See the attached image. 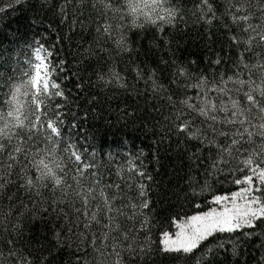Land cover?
I'll use <instances>...</instances> for the list:
<instances>
[{
	"label": "trees",
	"instance_id": "16d2710c",
	"mask_svg": "<svg viewBox=\"0 0 264 264\" xmlns=\"http://www.w3.org/2000/svg\"><path fill=\"white\" fill-rule=\"evenodd\" d=\"M130 2L111 0L106 7L107 0H0V127L6 113L13 112L7 117L9 128L29 153L27 159L17 155L11 182L0 194V264H15L23 256L31 264H264V219L255 221V227L217 232L192 253L166 252L162 246L164 233L177 231L174 221L218 209L212 203L215 196L243 187L234 180L247 169H238L251 151L264 145V137L254 135L248 142L245 135L243 146H235L239 153L233 148L232 155H219L217 146L206 147L179 130L184 119H193L202 132L207 127L201 123L204 117L183 101L200 105L205 94L192 85L203 78L211 88L210 82L219 84L223 78L233 91L207 95L217 104L234 99L246 105L232 81L260 83L259 72L253 68L250 76L244 65L264 60V50L245 52L244 43L233 41L247 34L245 24L233 22L227 11L229 0H208L212 12L201 0H164V9L175 11L170 22L156 19V13L166 15L162 9L150 13L144 7L151 0H134L135 13ZM252 11L250 22L261 23L259 11ZM39 47L53 69L49 83L58 84L62 96L48 99L30 86ZM34 100L41 106V124L61 113V136L55 143L45 139L48 129L29 137L16 120L29 125ZM217 115L224 117L223 112ZM218 126L224 131L230 127ZM217 141L228 143L223 136ZM68 146L92 167L83 174L66 169L63 179L71 187L63 192V184L53 189L50 181L39 195L26 191L23 175L35 180L38 174L32 157L48 155L51 148L52 155L68 163ZM78 186L96 188L88 196V216L77 211L83 207L73 191ZM105 197L112 212L105 211ZM145 200L147 208L141 206ZM13 251L16 256L10 255Z\"/></svg>",
	"mask_w": 264,
	"mask_h": 264
},
{
	"label": "snow or ice",
	"instance_id": "6c2138e0",
	"mask_svg": "<svg viewBox=\"0 0 264 264\" xmlns=\"http://www.w3.org/2000/svg\"><path fill=\"white\" fill-rule=\"evenodd\" d=\"M101 3H105V0H100ZM201 4L207 7L208 12H212V6L209 4L208 0H201ZM230 7L227 9L232 14V20L235 23L243 22L245 27L243 31L247 34L246 39H238L237 37H232L234 42L244 43L246 45L244 51L252 52L253 48L264 50V0H236V4L229 0ZM106 7H111V0H107ZM129 7L132 9L133 13L138 11V5L135 4L134 0L129 3ZM145 8L150 10V13L155 9H162L166 15H160L156 13V19L165 22H170L175 15L173 9H164V0H151V3H145ZM255 8L259 11L260 15L258 19L261 23L253 24L250 21L255 14L252 9ZM2 11V9H0ZM214 15V13H213ZM145 19L150 22L155 23V20L151 19V15H146ZM210 22V21H209ZM142 26V25H141ZM109 26H104V31L108 32ZM125 50L127 46L124 45ZM37 59L41 60V63L35 65L36 74L35 79L30 81V86L35 85L40 93L45 95L48 99L52 96H62L63 93L58 90L59 86L56 83H49L48 75L52 68L48 67V64L44 63L46 57L42 58L40 56L41 49H37ZM50 55V54H49ZM241 54V63H243ZM50 63V61L48 62ZM219 63V60L216 61ZM245 68L249 69V75L251 76L252 69H256L259 72L260 83L255 80H242L236 79L232 81L234 85H239L235 88L236 92H243V98L246 100V105H241L238 100H231L230 104H225L221 101L217 104L211 96L207 95V92H216L218 96H227L233 89L227 87V82L221 79L219 84L213 83L211 88H206L203 78L200 82L193 87H197L202 90L205 94L204 101L200 104H189L188 100L183 101V103L191 110V112L204 117L201 121L202 124H206V129L202 132L201 128L194 125L193 119L181 120L178 125L181 132H185L192 139H200L204 146H217L219 149L218 154L223 155L227 153L232 155V150L236 145L243 146L241 141L244 140L245 135L249 138L248 142H251V137L254 135H259L264 137V60H257L255 65H244ZM46 69V70H45ZM43 71V78H41V72ZM179 74H184V69L179 70ZM231 81L232 78L229 77ZM247 87L248 90L245 91L244 88ZM51 88V91H50ZM35 107L33 110V119L29 121V125L25 126L22 121L16 117L19 126L25 129L29 137L31 134L40 131V128H46L49 130L48 135L45 137L46 140H55L60 138L61 132L59 124H62L60 120L61 113H53L54 119L46 118L45 122L41 124V106L37 100L33 101ZM57 108L60 105L56 106ZM18 111V109H14ZM182 112V110H181ZM223 112V119H219L217 113ZM13 112H8L3 117V126L0 127V194L3 193L4 188L10 183V177L12 173L13 166L18 164L17 155L23 153L24 157L27 159L29 153L27 149L22 147L20 137H17V133L10 130L7 117H12ZM179 120L180 117L178 116ZM253 121H256L254 124ZM229 125V130L224 131L218 125L219 124ZM13 125L12 127H15ZM256 128L257 131L253 132L250 129ZM209 132L211 134H204ZM225 137L228 140L227 144H218L217 137ZM14 137H17L14 142ZM69 153L68 163L64 160L57 159L55 155H52L53 149H48V155L43 157L33 156L31 159V167L38 173L35 180L27 174L23 175V187L28 192H33L35 195H39V189L41 187H46V181H50L53 185V189L61 188L63 192L66 188L71 187L68 185L63 177L67 175L66 169L71 168L72 170L83 174L85 168H91V164H87L82 161L81 156L77 151L73 150L71 146L66 149ZM235 151L239 153L240 148H235ZM244 167L239 168V171H244L247 169L245 174L234 180L237 185H243L238 191L232 193L231 195L215 196L212 203L220 206L217 208H212L210 211L204 213L203 215H194L190 220L185 222H173L174 227L179 229L176 233L165 232L162 239L163 251L166 252H177V253H192L199 245L210 236L219 233H233L242 230L244 227H255V221L264 219V193H261V186H264V145H261L258 150L251 151L245 160L242 161ZM74 166V167H73ZM143 175V173H141ZM75 179V177H73ZM255 181V183H254ZM95 184H99V181H95ZM119 187V185H115ZM96 188L89 186L88 188H83L78 186L73 189L75 194L81 199L83 207L82 209H77L81 215L88 216V196L91 195ZM141 194H144V185L140 186ZM101 195H103V190H101ZM115 198V197H113ZM143 208L148 207V202L145 200L141 205ZM104 208L106 212H112V204L105 197ZM119 211V210H117ZM4 213L0 211V216ZM109 219H112L110 217ZM91 220H96L95 213H92ZM99 223V221H96ZM87 227V225H85ZM112 226V225H109ZM147 226V220L141 224V228L144 229ZM220 247L223 246L221 243ZM212 249L209 248L208 252ZM0 252V256H2ZM11 256H16L15 251L10 252ZM15 264H31V261L26 257H17Z\"/></svg>",
	"mask_w": 264,
	"mask_h": 264
},
{
	"label": "rangeland",
	"instance_id": "374dc122",
	"mask_svg": "<svg viewBox=\"0 0 264 264\" xmlns=\"http://www.w3.org/2000/svg\"><path fill=\"white\" fill-rule=\"evenodd\" d=\"M41 78H43V71L41 72ZM203 215V214H202ZM179 231V229H177V231L176 232H178Z\"/></svg>",
	"mask_w": 264,
	"mask_h": 264
}]
</instances>
